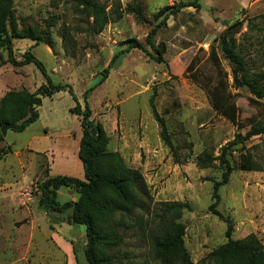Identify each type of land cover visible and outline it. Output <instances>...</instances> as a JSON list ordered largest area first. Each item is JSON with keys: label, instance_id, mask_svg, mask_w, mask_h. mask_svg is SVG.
<instances>
[{"label": "rangeland", "instance_id": "1", "mask_svg": "<svg viewBox=\"0 0 264 264\" xmlns=\"http://www.w3.org/2000/svg\"><path fill=\"white\" fill-rule=\"evenodd\" d=\"M93 1L106 4L108 10L117 0ZM118 1L125 8L134 0ZM137 1L145 21L125 14L97 35L86 31L90 20L75 12V0H12L9 20V29L18 35L12 40L14 57L19 60L23 52L33 53L54 84L72 86L81 109L83 93L99 81V74L115 53L126 48L127 40H136L145 49L121 56L105 81L86 98L92 121L102 126L107 137L106 150L117 153L127 167L141 174L149 194V200H139L145 204L143 210L134 213L138 224L130 227L126 220V226L118 228L124 234V244L118 249L121 264H160L154 260L148 239L160 220V203L190 205L178 222L184 227L183 242L193 264L229 239L254 234L264 244V172L237 169L241 151L264 164V133L228 146L226 159L232 172L228 183L219 188V201L212 210L213 183L221 179L223 169L219 161L206 169L195 165L202 152L218 157L236 134L245 135L250 118H264V99L235 86L232 65L219 46V35L227 24L240 21L235 37L247 68L264 75V0H200L199 10L188 7L170 16L153 37L154 44H165L159 63L151 58L155 54L145 42L158 22L155 14L162 7L193 0ZM63 28L69 33L65 38ZM24 30L39 35L40 40L20 38ZM210 47L215 48L228 77L238 120L246 125L242 129L210 105L204 85L217 77L208 56ZM44 82L33 64L0 67V91L11 86L33 92ZM74 105L64 91L42 98L38 120L22 132L8 131L0 143V150L10 148L0 157V264H86L84 228L59 222L66 215L46 216L37 209L39 185L48 177L83 180L78 159L80 117L70 112ZM153 109L165 120L180 164L161 141ZM77 198L72 189L57 192L59 202Z\"/></svg>", "mask_w": 264, "mask_h": 264}, {"label": "trees", "instance_id": "2", "mask_svg": "<svg viewBox=\"0 0 264 264\" xmlns=\"http://www.w3.org/2000/svg\"><path fill=\"white\" fill-rule=\"evenodd\" d=\"M199 1H180L157 11L155 19L158 22L153 25L145 38L146 45L155 54L151 55L155 62H162L165 44L163 42L154 44L153 37L162 26H165L170 16L188 7L199 10ZM12 6V0H0V66L9 64L12 68H22L33 64L40 71L45 82L33 92H28L26 89H8L0 98V143L8 131L22 132L38 120V107L41 105L42 98L51 97L61 91L67 92L75 102L70 112L80 117L81 137L78 159L82 165L83 180L60 175L48 177L39 185L40 198L37 209L46 216L49 213L66 215L59 222L84 228L86 242L82 253L86 264H121L118 249L124 244V234L119 232L118 228L125 227L126 220L130 227L138 224L139 221L134 218V213L137 210H143L145 204L139 200H149V194L141 174L127 167L117 153L106 150L107 137L102 126L92 121L91 109L86 98L105 81L110 69L121 56L133 49L143 52L145 49L136 40H127L124 43L126 48L115 53L107 67L99 74V81L85 90L82 95L84 105L81 109L72 86L68 83L54 84L43 63L33 53L25 51L19 60L14 57L12 40L14 35H18L15 29H9ZM74 10L78 15L90 20L86 31L91 35L99 34L109 22L118 21L125 14L135 15L145 21L143 7L137 0L126 5L125 8L121 7L118 0L114 1L108 10L106 4L93 0H75ZM240 24V21L227 24L226 29L219 35L220 51L232 65V79L235 86L246 87L252 96L262 100L264 99V75L252 74L247 68L235 37ZM68 34L67 29L63 28L62 37L65 38ZM19 35H22L20 38H30L35 41L41 38L25 30ZM47 44L50 47L52 45L50 40ZM208 56L217 76L204 85L209 95L210 105L217 114L226 118L238 129H242L246 125L238 120L239 111L228 89V77L222 71L214 47H210ZM192 67L193 64L190 69ZM153 113L160 127L161 141L169 149L174 162L180 164L177 147L172 143L165 120L159 117L154 109ZM248 122L250 129L245 135L236 134L234 140L222 148L220 156L215 157L212 153L202 152L195 158V165L199 169L211 167L215 161H219L223 169L221 179L213 183L211 194L213 203L210 210L218 203L219 188L228 183L232 172L226 159L228 146L232 148L252 136L264 133V118L252 117ZM9 152L10 148L6 146L5 149L0 150V157ZM237 169L242 172H264V164L257 163L250 152L241 151L238 155ZM63 188L72 189L78 195L77 200L59 202L57 192ZM189 209L190 205L186 202L160 203L157 215L160 220L156 228L151 229L148 235L154 260L158 263L193 264L183 242L184 227L178 222L183 211ZM196 264H264V244L254 234L243 239H229L207 253Z\"/></svg>", "mask_w": 264, "mask_h": 264}, {"label": "crops", "instance_id": "3", "mask_svg": "<svg viewBox=\"0 0 264 264\" xmlns=\"http://www.w3.org/2000/svg\"><path fill=\"white\" fill-rule=\"evenodd\" d=\"M2 66H4V65H2ZM2 66H0V67H2ZM25 67V66H24ZM11 87V86H10ZM10 87H8V88H6V89H4V90H2V91H0V98L8 91V89L10 88ZM27 147V146H26ZM66 226H71V225H68V224H66ZM71 227H74V228H77L76 226H71Z\"/></svg>", "mask_w": 264, "mask_h": 264}]
</instances>
